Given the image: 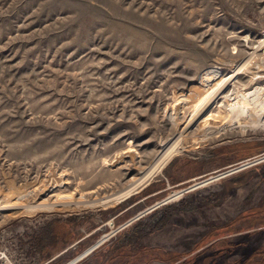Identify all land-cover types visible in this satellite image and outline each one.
Returning a JSON list of instances; mask_svg holds the SVG:
<instances>
[{
	"label": "rangeland",
	"instance_id": "374dc122",
	"mask_svg": "<svg viewBox=\"0 0 264 264\" xmlns=\"http://www.w3.org/2000/svg\"><path fill=\"white\" fill-rule=\"evenodd\" d=\"M104 237L74 264H264V0H0V264Z\"/></svg>",
	"mask_w": 264,
	"mask_h": 264
},
{
	"label": "trees",
	"instance_id": "16d2710c",
	"mask_svg": "<svg viewBox=\"0 0 264 264\" xmlns=\"http://www.w3.org/2000/svg\"><path fill=\"white\" fill-rule=\"evenodd\" d=\"M179 203L181 205H184V201H181ZM143 231L144 230L141 228V225L135 224L134 226L129 228L127 232H123L117 235V238L115 239V243L119 244L121 247L122 252L120 254H126L127 258L129 257L128 259H132L134 255H131L129 253L130 252L129 249L132 245L138 242V240L142 236ZM38 242L40 243V246L42 247V241L38 240ZM107 252L103 253L102 257H100L99 259H96L94 262L97 261L96 264L105 263L109 257L110 259L113 260L114 257H112V255L117 256V254L115 253V250H111V252H108L109 254ZM87 260H84L81 264H89Z\"/></svg>",
	"mask_w": 264,
	"mask_h": 264
},
{
	"label": "water",
	"instance_id": "95a60500",
	"mask_svg": "<svg viewBox=\"0 0 264 264\" xmlns=\"http://www.w3.org/2000/svg\"><path fill=\"white\" fill-rule=\"evenodd\" d=\"M233 172V170H225L224 172H222V173H219L218 175H216L215 177H210V178H208L207 180H205V181H203V182H209V181H213V180H216V179H220V178H222V177H225L226 175H228V174H230V173H232ZM199 184H196V185H194V186H192V187H190V188H188V189H185V190H182L181 192L182 193H186V192H188V191H190L192 188H194V187H196V186H198ZM168 200L167 199H165L163 202H161L159 205H163L164 203H166ZM158 206V205H157ZM152 209V208H151ZM141 215H143V213L141 214ZM140 215V216H141ZM139 217V216H138ZM136 218H134V219H132V220H130L129 222H131V221H133V220H135ZM101 243H97L95 246H93V247H91L90 249H88V250H86L84 253H82L80 256H78L75 260H73L72 262H70L69 264H74V263H76V262H78L79 260H81L82 258H84L86 255H88L91 251H93V249H95L97 246H99Z\"/></svg>",
	"mask_w": 264,
	"mask_h": 264
},
{
	"label": "crops",
	"instance_id": "0c3cea01",
	"mask_svg": "<svg viewBox=\"0 0 264 264\" xmlns=\"http://www.w3.org/2000/svg\"><path fill=\"white\" fill-rule=\"evenodd\" d=\"M222 171L224 170H227V169H225V168H223V169H221ZM213 172H215V171H213ZM213 172H208V173H202V174H200V175H197V176H193V177H191V178H187V179H183V180H180V181H177L176 183L174 182H171V184H172V186H170V187H178V186H181V185H184V184H186V183H188V182H191V181H194V180H197V179H201V178H204L205 176H207V175H209V174H212ZM142 201V200H141Z\"/></svg>",
	"mask_w": 264,
	"mask_h": 264
},
{
	"label": "bare ground",
	"instance_id": "6f19581e",
	"mask_svg": "<svg viewBox=\"0 0 264 264\" xmlns=\"http://www.w3.org/2000/svg\"><path fill=\"white\" fill-rule=\"evenodd\" d=\"M105 237L103 238V240H101L99 243H102L104 241ZM95 246V245H94Z\"/></svg>",
	"mask_w": 264,
	"mask_h": 264
}]
</instances>
